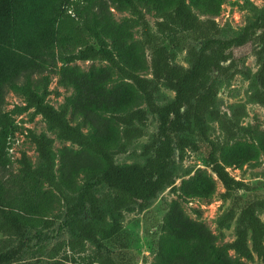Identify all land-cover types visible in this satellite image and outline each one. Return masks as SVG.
<instances>
[{"label": "trees", "instance_id": "trees-1", "mask_svg": "<svg viewBox=\"0 0 264 264\" xmlns=\"http://www.w3.org/2000/svg\"><path fill=\"white\" fill-rule=\"evenodd\" d=\"M224 2L0 0V232L9 236L0 264H20L29 251L34 262L26 264H138L139 239L123 215L147 209L165 189L175 198L164 205L151 264H264V188L228 170L264 157V114L243 125L245 105L222 112L217 99L241 74L253 79L250 101L264 108V4H250L245 24L227 33L215 21ZM114 11L129 16L117 20ZM247 47L258 65L253 75L236 54ZM181 51L187 66L175 61ZM76 61L100 64L84 69ZM51 76L70 91L58 107L47 101ZM161 87L173 98L159 103ZM8 91L23 104L5 110ZM29 110L68 143L55 148L54 138L27 129L36 165L26 151L11 154L22 130L15 116ZM150 116L157 127L137 154L143 160L117 163ZM211 121L221 139L210 137ZM187 150L204 168L176 185ZM218 182L230 204L216 233L183 204L210 199ZM231 223L235 238L223 241Z\"/></svg>", "mask_w": 264, "mask_h": 264}, {"label": "rangeland", "instance_id": "rangeland-1", "mask_svg": "<svg viewBox=\"0 0 264 264\" xmlns=\"http://www.w3.org/2000/svg\"><path fill=\"white\" fill-rule=\"evenodd\" d=\"M250 4L261 7L264 4V0H225L222 5V11L220 15L215 17V21L223 32L232 33L238 31L246 22L247 18L251 15ZM114 16L117 20L129 16V13H118L114 11ZM147 20L154 27V18L151 15L146 16ZM135 36L140 39V30H135ZM237 55H245L244 64L251 70V74H255L258 68L254 55H252L250 48L238 49ZM177 63L187 66L185 60V52L181 51L178 53L176 60ZM76 64L84 69H88L92 64H100L99 62L91 61H76ZM253 79H247L241 74L235 75L230 81L223 83L219 87L217 94L218 103L222 112L230 113L232 107L238 104L245 105V114L241 118L243 125L252 124L256 119H261L264 114V108L254 102H251L249 95L252 91L251 81ZM49 90L51 94L47 97V101L58 107L63 102L64 96L70 94V91L57 86L56 77L51 76L49 84ZM161 99H158L159 103H163L166 100L173 98L174 93L165 87H161ZM55 91H60V95H56ZM15 104H23L22 100L16 96L13 92L8 91L6 95L5 110H10ZM15 121L18 125H21L22 130L15 133V144L11 149V154L15 157L18 155V151H26L31 158L34 165L37 164L38 158L34 146L30 143L28 137L25 135L26 130L30 129L36 134L45 133L47 136L54 138V147L58 148L66 142H61L55 138L53 132L47 129V126L40 115H33L32 110L24 112L21 115L15 116ZM212 130L210 131V137L212 139L222 138L223 134L219 128V125L211 121ZM157 122L150 116L149 121L145 130V135L141 138L133 140L128 147L126 154L117 155L115 160L117 163H130L133 161L141 162L143 159L137 154L141 151V145L149 141L150 136L156 131ZM198 168H204L203 158L196 152L187 150L185 152L182 161L177 163V179L176 185H179L180 180L187 177V172L192 173ZM13 171L17 170V165L14 162L12 166ZM230 174L236 179H242L250 185H255L257 190L264 188V157L259 159L256 163L245 165L240 169L230 170ZM217 191L210 199L193 200L191 203L188 201L184 202L183 206L186 212L192 218H199L205 224H207L213 232H218L217 219L223 211H225L230 200L223 197L224 188L221 184L217 183ZM241 193V192H239ZM175 196L168 190L165 189L161 192L158 197L149 205V207L143 211L125 212L122 218L124 227L129 230L132 234L136 235L139 239L136 245L137 252L139 254L138 264H151L153 258V243L158 235L159 227L164 215V205ZM198 211L196 213L195 211ZM260 218L264 221V210L258 212ZM234 223L231 226L224 228L223 241H232L235 238L234 234ZM9 236L0 232V246L4 245L8 241ZM55 242L53 240L52 243ZM250 244V243H249ZM89 252H92L94 247L91 244L87 245ZM34 262V254L31 251L24 253L23 260L20 264H26L27 262ZM25 262V263H24ZM248 264H262V262L255 258Z\"/></svg>", "mask_w": 264, "mask_h": 264}, {"label": "built area", "instance_id": "built-area-1", "mask_svg": "<svg viewBox=\"0 0 264 264\" xmlns=\"http://www.w3.org/2000/svg\"><path fill=\"white\" fill-rule=\"evenodd\" d=\"M228 170H229V172H230V170H232V169H231V168H229ZM192 201H193V200H189V202H188V203H191Z\"/></svg>", "mask_w": 264, "mask_h": 264}]
</instances>
